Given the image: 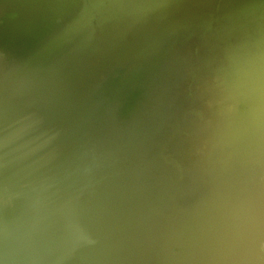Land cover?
<instances>
[{
    "label": "water",
    "instance_id": "obj_1",
    "mask_svg": "<svg viewBox=\"0 0 264 264\" xmlns=\"http://www.w3.org/2000/svg\"><path fill=\"white\" fill-rule=\"evenodd\" d=\"M0 264H264V0H0Z\"/></svg>",
    "mask_w": 264,
    "mask_h": 264
}]
</instances>
